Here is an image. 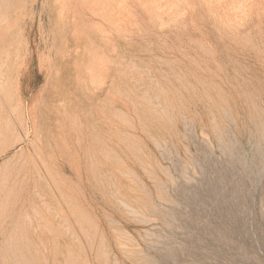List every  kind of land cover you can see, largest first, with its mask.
Wrapping results in <instances>:
<instances>
[{"label":"rangeland","instance_id":"rangeland-1","mask_svg":"<svg viewBox=\"0 0 264 264\" xmlns=\"http://www.w3.org/2000/svg\"><path fill=\"white\" fill-rule=\"evenodd\" d=\"M0 264H264V0H0Z\"/></svg>","mask_w":264,"mask_h":264}]
</instances>
